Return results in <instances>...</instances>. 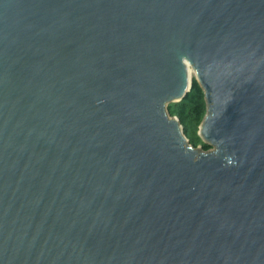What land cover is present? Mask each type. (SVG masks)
Listing matches in <instances>:
<instances>
[{
	"label": "water",
	"instance_id": "obj_1",
	"mask_svg": "<svg viewBox=\"0 0 264 264\" xmlns=\"http://www.w3.org/2000/svg\"><path fill=\"white\" fill-rule=\"evenodd\" d=\"M0 264H264V0H0Z\"/></svg>",
	"mask_w": 264,
	"mask_h": 264
},
{
	"label": "trees",
	"instance_id": "obj_2",
	"mask_svg": "<svg viewBox=\"0 0 264 264\" xmlns=\"http://www.w3.org/2000/svg\"><path fill=\"white\" fill-rule=\"evenodd\" d=\"M167 111L178 118L183 133L193 146L199 145L204 150L209 148L197 132L198 125L206 112V102L204 92L194 76L186 95L180 100L167 104Z\"/></svg>",
	"mask_w": 264,
	"mask_h": 264
},
{
	"label": "rangeland",
	"instance_id": "obj_3",
	"mask_svg": "<svg viewBox=\"0 0 264 264\" xmlns=\"http://www.w3.org/2000/svg\"><path fill=\"white\" fill-rule=\"evenodd\" d=\"M189 76L193 77L194 76V72L191 70V68H189Z\"/></svg>",
	"mask_w": 264,
	"mask_h": 264
},
{
	"label": "bare ground",
	"instance_id": "obj_4",
	"mask_svg": "<svg viewBox=\"0 0 264 264\" xmlns=\"http://www.w3.org/2000/svg\"><path fill=\"white\" fill-rule=\"evenodd\" d=\"M190 68V67H189ZM189 70V69H188Z\"/></svg>",
	"mask_w": 264,
	"mask_h": 264
}]
</instances>
